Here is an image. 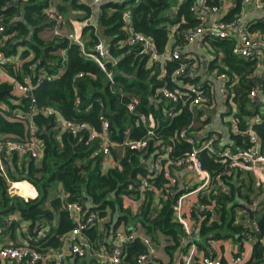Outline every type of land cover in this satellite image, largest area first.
<instances>
[{
  "label": "trees",
  "instance_id": "obj_1",
  "mask_svg": "<svg viewBox=\"0 0 264 264\" xmlns=\"http://www.w3.org/2000/svg\"><path fill=\"white\" fill-rule=\"evenodd\" d=\"M100 1L98 13L95 15L97 33L94 31V24L83 27V49L89 50L98 40L104 42L116 61L106 66V70L112 73L113 81L109 80L105 70L84 56L81 46L70 40L66 33L55 35L52 32L49 36L40 34L46 27L53 30L54 22L48 20L44 13L48 3H54L61 13L80 7L85 12L81 19L89 17L92 11L90 6L79 0H58L56 3L54 0H0V24L4 25L6 35L3 49L7 50L8 45H25L19 59L21 64L18 67L14 64L8 66L9 73L19 82L30 75L36 83L41 69L49 74H55L62 69V73L55 78L39 82L31 91L36 101L33 123L41 142L39 156H23L19 160L14 155L8 164L11 177L30 180L36 186L38 196L28 200L16 195L7 196L6 183L0 176V226L5 227L4 217L7 213L16 211L29 221L32 245L41 251L59 249L63 245V237L73 226L63 204L78 200L85 214L96 211L98 219L84 231L90 246L88 253L84 256L68 253L66 261L71 260V264H103L95 253L99 242L106 236L110 242L109 235L123 226L144 232L156 244L159 243V236L166 240L163 247L169 254L168 259L163 261L157 258L154 264H183L180 256L185 252V245L180 243V239L186 235L182 225L175 219L172 207L183 189L169 191V187H164L158 202L152 193H147L136 208L132 207V203L126 205V201H135L138 198L135 185L139 174L145 173L149 159L161 154L159 148L171 147L163 160L164 165L190 149V145L179 138L178 134L191 122L192 114L187 105L183 104L187 98L185 95L175 103L164 98L159 91L164 85L173 88L168 82L173 64L149 63L137 45L125 43L126 31L122 26V12L130 8L134 30L151 36L161 49L167 43L184 44V33L199 23L197 12L192 9L196 0ZM220 1L207 0V3L212 5ZM240 1L237 0L235 10H238ZM175 26L178 32L172 33ZM251 28L264 34V20H258ZM208 44L210 50L223 55L220 61L211 64L213 69L217 73L225 72L230 78H238L232 88L235 106L231 108V112L239 122L240 132L236 136L244 140L242 133L251 118L264 108L261 98L252 99L248 94L255 83L256 75L250 74L257 68V59L234 55L230 40L213 38L209 39ZM79 72L82 73L81 76L77 75ZM261 87L264 89V77ZM12 89L7 82L0 83V92H4L0 95V102H4L2 104L11 109L9 119L10 112L0 107V134L23 140L28 136L27 122L13 119L12 110L17 107L27 109L29 99L24 94H13ZM133 97H137L139 101L129 111L127 104ZM211 97L208 90L204 102L211 101ZM41 107L53 108L65 119L87 121L96 130L99 128L98 116L103 113L109 120L110 136L114 141H120L126 130L130 138H139L146 134L147 126L138 119L137 112L152 113L157 119V126L153 130L148 148L131 150L124 147L121 154L113 149L116 165L103 168L101 157L93 154L97 144L95 140H89L85 132L78 136L66 131L60 133L55 116L45 115ZM168 108L170 112L164 113ZM194 130L196 131L195 128ZM253 130L260 138L264 151V124L253 125ZM200 157L204 167L210 171L221 169V163L215 161L212 155L201 153ZM244 179L248 184L251 182L253 188L251 176ZM156 181L160 185L165 179L159 177ZM228 184L231 186L229 193L217 195L219 206L216 216L211 220L209 217L202 218L193 232L197 249L205 254L212 250L214 240L226 239L237 243L235 253H244L242 244L248 229L236 224L233 207L237 202L234 203L232 197L236 186L232 181ZM130 185L133 187L130 188ZM244 197L247 198L248 194ZM232 199L234 204L231 205ZM252 217L253 211H250V218ZM258 225L259 230L264 231V216H261ZM13 226L14 223L8 224L6 229ZM41 228L45 232L39 237ZM253 231L254 235L258 233V229ZM253 247V255L243 264L261 260V245L254 242ZM143 249L138 237L129 240L123 259L125 264H135L137 254ZM65 259L62 264L66 263ZM2 264L15 263L5 261ZM193 264H199L198 256H195Z\"/></svg>",
  "mask_w": 264,
  "mask_h": 264
},
{
  "label": "built area",
  "instance_id": "obj_2",
  "mask_svg": "<svg viewBox=\"0 0 264 264\" xmlns=\"http://www.w3.org/2000/svg\"><path fill=\"white\" fill-rule=\"evenodd\" d=\"M82 2L83 0H79ZM100 0H93L99 2ZM137 1V0H135ZM244 3H251L254 7L264 12V0H242ZM194 9L197 12L199 23L184 33V44H166L164 48L159 49L154 39L144 33L134 30L132 26L131 9L127 8L122 12L123 28L126 31L125 43L137 45L140 53L146 55L149 63L160 62L173 64L168 75V82L173 86H162L159 91L164 98L170 99L177 103L181 100V96L187 98L183 104L187 105L192 114L191 122L183 127L178 134V137L190 145L188 151H184L180 156L174 157L171 162L168 161L165 165L163 160L171 147H161L160 155L154 157L145 166V173L139 174V180L135 185L136 191L139 193L135 199V206L142 203L143 198L147 193H152L156 202L160 199V194L163 188L169 187V191H179L183 189L177 196L173 204V214L175 219L182 225L186 237L180 239V243L185 245V252L180 256L183 264H193L195 256L199 258V264H222L219 257H216L212 250L207 251V254L197 249L193 239V232L197 229L200 221L204 217H209L211 220L218 212V194L229 193V181L237 178L239 173L248 172L251 174L252 185L259 189L264 187V151L260 138L253 130V125L264 124V108L253 115L245 131L242 133L244 140L243 144L223 145L218 144L214 137L204 136L198 138L196 132L193 131L194 113L197 106L204 103L207 98L208 90L210 91V82H198L189 76V68L191 64L192 54L187 53L185 48L191 44H204L207 39H225L232 42L231 51L234 55L243 58H256L257 66L264 60V34H252L246 24L241 21L239 16L227 18L224 16L226 11V0H221L218 4L209 5L207 0H196ZM46 17L54 22L53 30L55 34H60V28L64 22L63 14L57 9L54 3H48L44 9ZM210 13V14H208ZM87 24L84 20H73L71 22L72 29L67 32L66 36L79 44L83 50L85 57L93 60L102 70L106 71L107 77L113 81L112 73L106 70L109 63L114 64L115 58L110 54L108 47L102 40H98L89 49H83L82 29ZM5 29L4 25L0 24V68L14 64L18 67L21 64L20 60H15L6 53L3 49L5 44ZM177 26L173 27L172 33H177ZM207 44V43H206ZM205 44V45H206ZM259 64V65H258ZM164 71V69L162 70ZM257 71V70H256ZM257 73V72H256ZM81 76L82 73L77 74ZM221 84L218 91L222 100L229 101L232 106L235 103L232 99L233 85L238 81V78L228 76L225 72L215 74ZM251 75H255V72ZM56 75L49 74L45 70H40L36 83L33 82L32 76L27 75L24 81L15 79L13 86L20 94H24L29 99L27 109L17 107L12 110L13 119H23L27 122L28 136L23 140L12 139L11 137L0 134V176L6 183L7 196H20L24 200L35 199L38 196L36 186L26 178H12L8 172V164L11 163V158L17 155L18 159L26 155L33 158L39 156L41 151V142L35 133V125L33 123V115L36 110L35 96L31 92L32 89L41 81H50ZM249 96L253 99H262L264 102V89L261 87V82H255L248 91ZM138 98H131L127 104L129 111H132L138 103ZM9 111L8 118L11 119V109L3 108ZM45 115H54L60 118L61 125L64 131L69 132L74 136L80 135L82 132L87 134L89 140L97 142L93 154L100 156L103 168L115 166L116 163L111 162L112 150L117 146L129 148L131 150H145L148 148L150 139L153 135V130L157 126V119L152 113L137 112L138 119L147 126L146 134L139 138L128 137V130L120 141H114L110 136V123L108 118L103 114H99V128L94 129L87 121H72L65 119L61 114L50 107H41ZM169 113V108L164 110V113ZM178 112V110H177ZM176 113V112H175ZM230 132L238 134L239 122L231 112L230 114ZM163 151V152H162ZM201 153H206L213 156V159L221 163V169L210 171L204 167L200 157ZM171 163V164H170ZM182 169L188 176L191 177V182L185 184L177 177L175 170ZM235 176V178H234ZM163 178L165 181L162 184H157V178ZM22 187H17V184H22ZM133 186L130 185V188ZM218 195V196H217ZM245 204V203H240ZM69 217L73 223L72 228L63 237V245L59 249L50 251H41L36 246L32 245V238L24 228L25 241L20 244L0 245V263L5 261H13L15 264H62L66 255L72 253L76 256H84L88 253L90 246L87 242L84 231L88 229L97 218V212L91 211L85 214L82 204L78 200L66 201L64 204ZM238 204L234 205L233 212L236 219L241 218L242 226L248 230L245 236L246 241H254L255 235L252 233L256 230L255 219L250 218V211L247 207ZM18 212L7 213L4 217V225L0 226V232L4 231L8 224L21 223ZM45 229H40L38 236L44 235ZM254 232V231H253ZM142 242L144 249L137 254L135 264H154L156 263L157 244L154 243L149 235L137 229L117 228L112 234L103 237L99 242L95 253L103 264H125L123 261L126 251V243L135 238ZM179 259V258H178ZM244 255L235 253L231 255L230 260L226 264H242ZM252 264H264V256L259 261H254Z\"/></svg>",
  "mask_w": 264,
  "mask_h": 264
},
{
  "label": "crops",
  "instance_id": "obj_3",
  "mask_svg": "<svg viewBox=\"0 0 264 264\" xmlns=\"http://www.w3.org/2000/svg\"><path fill=\"white\" fill-rule=\"evenodd\" d=\"M58 0H54L56 3ZM101 2V1H100ZM100 2H93V0H83L81 3L87 4L91 8V13L89 17L85 18L87 21L86 25L89 24H94L95 25V33H97V21H96V14L98 13L99 10V3ZM237 6V0H226V11H224V16L227 18H232L234 16H239L241 18V21L246 24L248 30L252 34H263L261 31H257L252 29V25L255 24L258 20H264V12L261 11L260 9L254 7L251 3H244L242 0L240 1L238 5V10H235ZM83 11L82 8H72L71 10L66 11L63 14L64 17V22L62 23V26L60 28V34H55L54 30H50L49 27H46L44 30H41L40 34L43 36H49V34L52 32L55 35H61L62 33L69 32L72 29L71 22L73 20H84L81 19V16H83ZM210 14V13H208ZM46 17V15H45ZM47 18V17H46ZM48 19V18H47ZM49 20V19H48ZM47 20V21H48ZM99 33V32H98ZM100 34V33H99ZM99 39H102L99 37ZM207 43V44H206ZM209 39L204 41V44H191L188 45L185 48V51L187 53L192 54L194 57H191V64L189 68V76L194 78L196 81L200 82H210V94H212V99L208 103H212L213 105L216 106V109L214 110L215 118H210L209 115L204 114V109L206 108V105L208 103H203L200 106H197L195 109L194 113V132H196V136L198 138H204V136H212L214 137V140L218 144H231V145H236V146H241L242 140L240 136H232V133L230 132V114H231V108H234L229 101H223L221 98V95L218 91V87L221 84V80L215 75L217 72L215 69H213V65L215 64L216 61H220L222 58V53H216L212 50H210L209 47ZM206 44V45H205ZM8 48L10 51H8ZM25 48V45L22 44H16L15 47H11V45L7 46L6 53H8L13 61L19 60L21 58V53L23 49ZM11 49H14V52H11ZM259 65V64H258ZM11 66V65H9ZM8 67V66H7ZM7 67L0 68V83L2 82H7L10 84V86L13 87L12 93L17 95L20 94L18 91L13 86V83L15 81V77L12 76ZM211 68V69H210ZM257 70V71H256ZM255 72V77L254 81L257 83L261 82L263 77H264V60L260 63L259 66H257ZM62 69L58 70L54 75H58ZM257 72V73H256ZM62 73V72H61ZM4 102H0V107H7L6 104H2ZM2 109V108H1ZM56 122L59 127V132L62 133L64 132V128L61 125L60 118L58 116L55 117ZM235 136L237 138H235ZM116 150L117 154H121L124 151V147L122 146H117L114 148ZM165 154V153H163ZM162 156H167L166 154ZM24 157L26 155H23ZM23 156H21V159H23ZM114 153H112L111 157V162L116 163V158L114 157ZM166 158V157H165ZM152 160L149 159V162ZM175 173L177 177L179 178L180 181L184 182L185 184H189L191 182V177L190 175L183 172L182 169H176ZM247 176H251L250 173L245 172V173H239L237 178L234 176V180L232 179V182L235 184V194L233 197L234 203L237 202V206L243 205L249 209V211H253V217L252 219H255L256 227L258 229V233L255 234V239L254 241H244L242 244L243 252L244 255V262L249 260L251 256L253 255V245L254 242H257L261 245L262 247V257L264 256V231L259 230V225L258 222L261 220V216H264V187L256 189L251 187V182L250 184L244 182L245 179H247ZM252 177V176H251ZM249 188H252L250 190ZM248 194V197L245 198L244 196ZM237 195H241L237 196ZM233 199L231 200L230 204H234ZM132 203V207L134 208L135 201L128 199L126 201V205ZM240 203H245V204H240ZM16 212V211H15ZM20 216V215H18ZM21 223H24V225H20L18 223H14V226L12 228H7L4 231L0 232V245H6V244H20L23 241H25V232L24 228L28 229L29 221L24 219L23 217L20 216ZM242 219H236V224L237 225H242ZM13 223V222H12ZM256 229V230H257ZM255 230V231H256ZM214 246L212 248V252L216 257H219L222 264H226L228 260H230L231 255L235 254V251L237 250V243L232 241L231 239H226L222 241H213ZM164 250V249H163ZM158 251V250H157ZM167 253V252H166ZM166 255H169L168 253ZM160 260L163 257H158ZM66 261V259H65ZM65 263V262H64ZM242 263V264H243ZM65 264H71V260L66 261Z\"/></svg>",
  "mask_w": 264,
  "mask_h": 264
},
{
  "label": "rangeland",
  "instance_id": "obj_4",
  "mask_svg": "<svg viewBox=\"0 0 264 264\" xmlns=\"http://www.w3.org/2000/svg\"><path fill=\"white\" fill-rule=\"evenodd\" d=\"M216 109V106L215 105H213L211 102L210 103H208L207 105H206V108L204 109V114H207V115H209L210 116V118H215V114H214V110ZM40 160H38V162H39ZM22 185H24V183H22V184H17L16 186L17 187H22ZM163 243L165 244L166 243V240H164L163 239V237H160L159 236V243H157V249H158V251H156V254H157V258L158 257H163V258H161V260H163V261H166L167 259H168V256L169 255H166L167 253H166V251H165V249H164V245H163ZM164 249V250H163ZM159 259V258H158Z\"/></svg>",
  "mask_w": 264,
  "mask_h": 264
},
{
  "label": "water",
  "instance_id": "obj_5",
  "mask_svg": "<svg viewBox=\"0 0 264 264\" xmlns=\"http://www.w3.org/2000/svg\"><path fill=\"white\" fill-rule=\"evenodd\" d=\"M4 94V92L2 91V92H0V95H3Z\"/></svg>",
  "mask_w": 264,
  "mask_h": 264
}]
</instances>
